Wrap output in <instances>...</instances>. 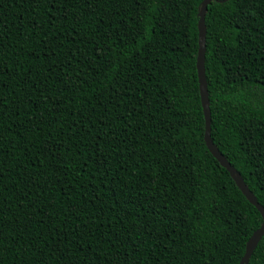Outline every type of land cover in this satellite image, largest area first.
<instances>
[{"label":"trees","instance_id":"16d2710c","mask_svg":"<svg viewBox=\"0 0 264 264\" xmlns=\"http://www.w3.org/2000/svg\"><path fill=\"white\" fill-rule=\"evenodd\" d=\"M202 1L0 0V264H240L262 219L204 142ZM204 24L211 140L264 208V0Z\"/></svg>","mask_w":264,"mask_h":264},{"label":"water","instance_id":"95a60500","mask_svg":"<svg viewBox=\"0 0 264 264\" xmlns=\"http://www.w3.org/2000/svg\"><path fill=\"white\" fill-rule=\"evenodd\" d=\"M212 0H203L201 3V7L198 13V50L196 57V70H197V78H198V86L200 92V101L203 110L204 120H205V130H204V142L205 145L210 152V154L218 161V163L226 169L229 173L230 177L235 182L238 189L242 192L245 198L257 209L259 212L262 223L259 229L253 232L251 237L249 238L244 254L240 260V264H248L250 256L257 246L258 242L264 235V208L256 201L254 195L248 190L247 186L244 184L239 173L227 162L225 157L218 151L216 146L213 144L210 136V109H209V100L206 86V78H205V68H204V53H205V35H206V27L204 24V16L207 5Z\"/></svg>","mask_w":264,"mask_h":264}]
</instances>
